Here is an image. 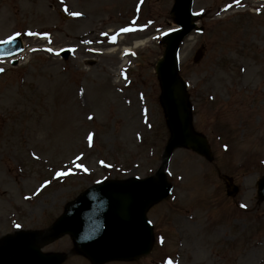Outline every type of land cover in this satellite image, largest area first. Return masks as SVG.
<instances>
[{"label": "rangeland", "instance_id": "rangeland-1", "mask_svg": "<svg viewBox=\"0 0 264 264\" xmlns=\"http://www.w3.org/2000/svg\"><path fill=\"white\" fill-rule=\"evenodd\" d=\"M176 1L0 0V43L20 36L26 49L16 66L0 60V242L47 230L100 181L156 174L170 139L156 65L176 26ZM251 3L194 0L201 33L181 44L179 75L213 160L177 150L168 169L173 194L147 213L151 252L107 264H264L256 185L264 177V8H239ZM123 29H131L125 44L144 42L125 73L121 47L93 51ZM69 46L76 52L63 55ZM228 182L240 189L234 198ZM42 252L91 264L69 236Z\"/></svg>", "mask_w": 264, "mask_h": 264}, {"label": "water", "instance_id": "water-1", "mask_svg": "<svg viewBox=\"0 0 264 264\" xmlns=\"http://www.w3.org/2000/svg\"><path fill=\"white\" fill-rule=\"evenodd\" d=\"M191 4L192 0L177 1L174 14L177 24L183 30L167 38L168 50L165 60L160 62L157 68L163 89L162 103L173 134L166 149L164 165L158 172V178L132 181L127 184L106 183L90 189L48 232L18 233L16 236L8 237L0 245V264H61L63 257L44 256L40 253L39 246L56 240L66 233L74 236L79 248L93 260L94 264H101L126 254H128L126 259H130L149 252L152 245V231L144 220L145 212L169 193L170 188L165 181L163 170L173 151L177 147L190 145L200 154L210 157L206 143L192 132L187 95L177 78L175 52L179 43L194 28ZM259 187L264 198V179L260 181ZM236 193V188L230 192L231 195ZM100 213L116 219L119 230L126 232V241H120L117 236L111 237L107 244H104L101 241L95 242L99 240L98 237L83 235L84 230L91 227L85 223L87 217ZM102 222L99 223L103 224Z\"/></svg>", "mask_w": 264, "mask_h": 264}, {"label": "bare ground", "instance_id": "bare-ground-1", "mask_svg": "<svg viewBox=\"0 0 264 264\" xmlns=\"http://www.w3.org/2000/svg\"><path fill=\"white\" fill-rule=\"evenodd\" d=\"M144 43L142 42V41H140V42H136V44H135V48H138V47H140V46H142ZM126 50H129V49H126ZM115 50H113V49H109L107 52H114Z\"/></svg>", "mask_w": 264, "mask_h": 264}, {"label": "snow or ice", "instance_id": "snow-or-ice-1", "mask_svg": "<svg viewBox=\"0 0 264 264\" xmlns=\"http://www.w3.org/2000/svg\"><path fill=\"white\" fill-rule=\"evenodd\" d=\"M123 31L124 32H129V31H131V29H123ZM30 35H31V33H30ZM113 41H115V37H113Z\"/></svg>", "mask_w": 264, "mask_h": 264}]
</instances>
